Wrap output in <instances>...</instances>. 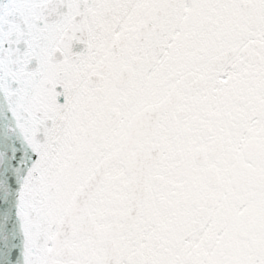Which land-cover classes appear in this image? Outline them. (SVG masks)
<instances>
[{"label":"snow or ice","instance_id":"1","mask_svg":"<svg viewBox=\"0 0 264 264\" xmlns=\"http://www.w3.org/2000/svg\"><path fill=\"white\" fill-rule=\"evenodd\" d=\"M0 264H264V0H0Z\"/></svg>","mask_w":264,"mask_h":264}]
</instances>
